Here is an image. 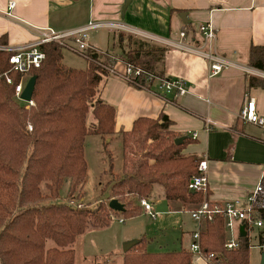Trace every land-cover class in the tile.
<instances>
[{
	"label": "trees",
	"instance_id": "trees-1",
	"mask_svg": "<svg viewBox=\"0 0 264 264\" xmlns=\"http://www.w3.org/2000/svg\"><path fill=\"white\" fill-rule=\"evenodd\" d=\"M111 39L112 46L104 54L144 72L133 85L151 87L154 80L150 76L169 80L164 73L166 47L117 31ZM40 49L45 59L29 73L36 77L34 106L29 107L14 99V87L23 75L9 71L12 52L0 50V264H74L73 245L88 226L107 227L112 213L123 219L141 214L134 199L149 197L155 185L163 189L170 203L195 208L207 201L208 193L188 189L191 179L200 175L202 158L184 154L189 140L175 145L178 136L169 130L171 122L160 116L139 118L130 131L120 133V175L113 174V159L109 158L112 184L107 202L117 200L122 212L111 211L104 202L96 209L70 205L82 202L84 194L86 138L99 136L106 150L105 139L115 134V108L100 98L104 81L111 76L106 66L114 63L90 51L86 68L77 70L63 65V49L58 45L44 44ZM247 65L264 71V45L250 47ZM5 74L12 85L6 83ZM245 87L264 89V79L246 75ZM254 209L264 222V207ZM245 234L238 237V249L227 251L223 220L215 215L203 223L199 243L204 253L215 254L219 264H250L247 227ZM255 239L263 244L264 230L257 231ZM48 241L53 246L47 248ZM191 263L186 249L147 252L143 238L122 257V264Z\"/></svg>",
	"mask_w": 264,
	"mask_h": 264
},
{
	"label": "crops",
	"instance_id": "crops-1",
	"mask_svg": "<svg viewBox=\"0 0 264 264\" xmlns=\"http://www.w3.org/2000/svg\"><path fill=\"white\" fill-rule=\"evenodd\" d=\"M11 2L15 5L8 9ZM124 3L125 0H0V42L6 43L2 46L8 49L25 48L36 40L34 29L65 32L90 21H106L122 23L134 36L166 47L165 77L182 81L188 93L179 97L165 95L156 83L143 88L111 74L104 81L100 98L115 108L114 135L130 131L139 118L167 117L171 122L169 130L189 140L183 153L206 162L207 201L243 202L257 185L264 183V130L240 117L245 100L251 97L257 115L264 120V89L245 87L246 75L264 79V71L247 65L250 47L264 45V0H131L123 11ZM182 13L185 22L180 18ZM204 24H210L215 31L213 51L233 65L214 77H209L208 64L201 55L176 46L181 42L201 47L203 40L197 27ZM107 31L104 52L111 48L108 45L112 46L113 31ZM182 31L187 37L180 40ZM90 37L91 34L89 44L102 51ZM117 70L122 73L124 67L117 65ZM157 187L164 198L158 185L152 193ZM181 209L169 213L188 210ZM120 221L124 219L119 217L117 222ZM193 223V229L181 233L179 248L172 252L188 250L196 228ZM137 235L136 230L128 232L120 241L123 245L140 240L135 239ZM200 261L192 259L191 264H203Z\"/></svg>",
	"mask_w": 264,
	"mask_h": 264
},
{
	"label": "built area",
	"instance_id": "built-area-1",
	"mask_svg": "<svg viewBox=\"0 0 264 264\" xmlns=\"http://www.w3.org/2000/svg\"><path fill=\"white\" fill-rule=\"evenodd\" d=\"M14 3H9L8 9L14 7ZM99 29H108L111 31L125 32L133 34L134 32L126 25L119 22H94L90 21L85 26L65 32H56L52 29H34L36 32V40L31 45L25 48L8 49L6 46L0 45L1 51L12 52L8 59L9 71L22 74L23 77L14 87V99L21 102L25 107L34 106L33 101L25 102L20 99V95L26 85V77L30 78L29 73L33 69H38L45 59V54L40 47L44 44H56L63 50L74 52L84 58H87V53L99 51L89 44V33ZM197 33L202 36L203 45L201 47H190L179 42L177 47L189 51L191 53L201 55L208 64L209 77L217 76L224 71L233 67V65L222 56L216 54L212 49V43L215 40V31L210 24H204L197 27ZM187 37V33L182 31L179 34L180 40ZM125 65V64H124ZM109 72L120 76L130 84H134V79L144 73L140 69H135L130 65H125L124 71L119 73L115 70ZM5 80L8 85H12L13 81L6 74ZM150 76V75H149ZM154 83L158 85V89L165 95H174L179 97L187 94V89L184 83L178 79H161L150 76ZM241 119L248 124L258 126L264 130V120L257 115L254 99L249 97L245 100L243 108L240 112ZM31 131V126L27 127ZM195 137V134L193 135ZM206 162L203 160L198 165L199 176L191 179L188 189L192 191L200 190L204 195L208 191V183L206 178ZM70 205L82 207V202L75 204L70 202ZM141 210L149 215L152 219L155 218V213L152 204L145 198L139 200ZM255 206L264 207V188L261 184L257 185L252 193L246 197L243 202L234 201L224 204H211L204 200L199 206L187 210L191 219L195 222L196 228L191 235V243L188 252L193 259H199L204 264H219L213 253H204L200 247V233L205 221H211L215 215H218L223 220V227L226 233L224 248L227 251L238 249L239 228L241 226L248 228L249 233L252 231L264 230V222L258 218ZM258 248L264 250V243H258Z\"/></svg>",
	"mask_w": 264,
	"mask_h": 264
},
{
	"label": "rangeland",
	"instance_id": "rangeland-1",
	"mask_svg": "<svg viewBox=\"0 0 264 264\" xmlns=\"http://www.w3.org/2000/svg\"><path fill=\"white\" fill-rule=\"evenodd\" d=\"M107 30L108 29L97 30L95 33L90 32L89 35L91 34L90 38L95 39L97 44L101 45L100 48L102 51L99 50L100 55L109 57L114 63L112 66H106V69L118 71L117 65H121L124 68L125 65L119 58L104 54ZM103 34H105V36ZM108 46L111 47L110 45ZM85 60L84 57L74 52L63 50L62 63L68 68L83 70L86 68ZM101 67L105 68L104 65ZM25 80L28 81L27 77ZM108 139H110V143L104 145L106 146V150H104L103 147L104 140H101L99 136H90L85 140L87 176L83 189V198L81 199L82 207L96 209L99 202L108 204L107 199L110 195L112 184V176L108 173L110 157L113 159V174L120 175L122 166L121 136L119 134L107 137L105 142ZM152 197V208L155 213L154 219L141 210V214L126 218L122 223L121 221L117 222L118 218H121V216L118 214L114 215L111 212L113 216L110 218L111 221L107 227L93 228L88 226L85 233L79 236L73 245L75 254L74 264H122L123 255L121 256L120 254L123 252L124 245H122L120 240L126 236L128 232L134 230H136L138 234L135 239L141 240L143 238L145 244L147 243V246H145L147 252L164 253L176 251L179 248L181 233L193 229L194 224L189 212L184 211V209L190 210L193 208L189 205L184 206L178 202H176L177 204L168 203L163 198L162 191L159 187H157V189L155 188L154 192L145 199L149 201ZM133 205L140 207L139 199L135 198ZM178 207L183 208L181 211L184 212L169 213V211L176 210ZM256 233V230L250 233V264H261V256L264 254V250L258 248V241L255 239ZM51 246H53V244L48 241L46 247L49 248ZM117 254L120 258H118ZM200 262L203 263L202 261Z\"/></svg>",
	"mask_w": 264,
	"mask_h": 264
},
{
	"label": "water",
	"instance_id": "water-1",
	"mask_svg": "<svg viewBox=\"0 0 264 264\" xmlns=\"http://www.w3.org/2000/svg\"><path fill=\"white\" fill-rule=\"evenodd\" d=\"M131 2V0H125V3H124V6H123V11L127 8V6L129 5V3ZM180 18L182 19L183 22H185V14L182 13L180 14ZM35 81H36V77L34 76H31L21 95H20V99L22 101H25V102H29L32 100V95H33V91H34V87H35ZM185 140V137H179L177 139L174 140V143L175 145H180L184 142ZM190 192H193L192 190H190ZM108 209H110L111 211H114V212H122L124 210L123 206L115 199H111L109 202H108ZM245 230H244V227L241 226L239 228V236L240 237H245ZM139 242V240H133V241H130V242H126L124 243L123 245V253H126L131 247H133L135 244H137ZM261 264H264V254H262L261 256Z\"/></svg>",
	"mask_w": 264,
	"mask_h": 264
}]
</instances>
